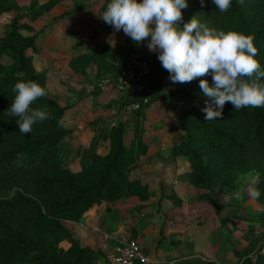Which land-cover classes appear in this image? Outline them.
Segmentation results:
<instances>
[{
    "label": "trees",
    "instance_id": "16d2710c",
    "mask_svg": "<svg viewBox=\"0 0 264 264\" xmlns=\"http://www.w3.org/2000/svg\"><path fill=\"white\" fill-rule=\"evenodd\" d=\"M63 1L30 0L22 5L19 0H0V19L4 13L14 14L7 30L0 34V264H97L100 253L82 243L69 222L82 221L90 208L104 201L150 197L149 185L132 172L146 159L147 111L160 99L173 110L182 131L180 141L173 146L172 160L182 156L189 160L190 184L203 190L198 198L209 201L220 216L225 205L215 192L234 193L239 187L235 182L238 177L255 171L260 173L257 188L261 192L256 200L264 207V107H246L237 112L226 102L222 117L206 121L202 108L208 98L199 82L206 79L211 86V75L188 83H172L158 54L148 51V41L137 45L123 30L124 42L98 41L93 49L70 59L73 71L83 76L94 67L97 80H117L121 71L132 64L134 55L152 63L143 90L124 91L127 97L122 106L136 103L139 108L134 109L137 114L131 129L123 121L110 129L107 154L95 153L80 170L64 164L65 153L60 152L59 145L72 133L65 127L67 106H62L48 91L46 97L38 98L30 107L46 106L51 118L34 124L31 133L19 132L18 118L7 113L15 97L13 86L19 81L34 80L46 88L48 83L47 70H39L34 60L37 39L45 29L37 30L31 23ZM74 2L73 9L55 17L54 22L69 18L86 6L84 0ZM187 3L188 7L181 10V26L196 16L209 28L253 36L258 48L256 59L264 68V0H244L243 4L232 0L225 13L212 0H205L203 6L200 0ZM26 18L28 21H23ZM99 92L102 91H94ZM61 118L62 125L58 124ZM128 135L131 139L127 143ZM259 216V222L236 216L250 224L248 231L252 234L245 247L233 249L238 264H264V211H259ZM226 237L232 240L233 235L227 233ZM65 239L71 246L62 251L60 243Z\"/></svg>",
    "mask_w": 264,
    "mask_h": 264
},
{
    "label": "crops",
    "instance_id": "0c3cea01",
    "mask_svg": "<svg viewBox=\"0 0 264 264\" xmlns=\"http://www.w3.org/2000/svg\"><path fill=\"white\" fill-rule=\"evenodd\" d=\"M72 1L75 4L74 0ZM19 2L27 5L23 0ZM66 4H69V0H64L31 25L37 30L45 29L37 39V54H34V60L39 70L46 69L48 72L46 90L62 106H67L65 127L72 130V133L59 145L60 152L65 153L64 164L73 170H80L95 153L105 155L109 152L110 129L121 121L128 125V130L131 129L137 111L134 110L136 103L122 106L127 97L124 91L110 88L105 92L94 93L90 90L92 83L97 80L94 67L89 69L87 76H83L74 72L70 66L71 57L91 49L88 46L94 39L119 44L125 40L123 32L116 31L99 20L97 25L105 27V33L93 31L96 24L89 21L91 11L86 2L85 8L77 13L83 12L81 14L87 17V22L77 17L79 15L66 19V22L73 20L72 22L78 23L77 28L72 27L70 30L73 35L68 33L65 23L48 24L47 19H53L68 10L61 11ZM42 18H47V22L42 21ZM60 27L67 29L66 42L59 36H54ZM101 34H104L103 39H100ZM112 37H118V41H112ZM44 43L49 45V48ZM68 45L78 50L67 53L68 49H71ZM39 49L47 52L38 54ZM42 61L45 63H41ZM156 118L158 123H164V126L158 127V123L148 124ZM176 119L174 112L159 106L155 110L152 106L148 109L146 139L149 149L143 164L132 172L133 176L139 177L149 185L150 197L147 200L131 196L116 202L104 201L90 208L82 221L69 222L70 229L82 243L98 250L101 256L96 262L121 245L122 241L130 238L140 241L143 250L155 261L152 264H234V259L238 262L234 250L227 254L224 252L233 246V242L226 237L227 233H232V238L241 234L239 240L246 242V245L249 243L252 237L248 231L249 223L246 225L245 220L236 216L244 214L242 210L246 209L258 214L256 204L259 202L251 199L247 193L244 194L242 187L232 194L216 191L214 195L225 208L233 207L237 200H240L239 204L244 202L249 206L244 207L242 204L237 207L240 209L236 208V212L228 215H225L223 210L219 216L209 201L200 200L198 197L203 191L190 184L189 160L183 156L176 161L172 160L173 146L180 141L182 135L180 127L176 126ZM148 125L151 127L148 128ZM127 138L128 143L131 135H128L126 140ZM160 174L164 177L160 178ZM162 183L163 185H160ZM206 203L207 211L214 214L210 221L205 219L207 212H203V204ZM140 205L141 209L138 208ZM243 216L249 220H256L257 217L251 214ZM227 217H231V220ZM70 246L71 242L65 239L60 243V250L66 251ZM232 248L234 249V246ZM207 254L211 258L217 257L218 260L207 262L201 258Z\"/></svg>",
    "mask_w": 264,
    "mask_h": 264
},
{
    "label": "clouds",
    "instance_id": "9594fccd",
    "mask_svg": "<svg viewBox=\"0 0 264 264\" xmlns=\"http://www.w3.org/2000/svg\"><path fill=\"white\" fill-rule=\"evenodd\" d=\"M201 5L205 0H200ZM221 12H227L232 0H212ZM240 4L244 0H239ZM188 7L187 0H109L105 10L98 15L106 24L140 45L148 41L149 52H156L161 66L169 73L172 83H188L200 79L199 87L204 96L205 120L222 117L226 102L238 112L243 108L264 107V68L256 59L258 48L254 37L238 31H223L201 24L194 16L183 23L182 9ZM150 38V39H149ZM15 97L8 115L17 117L19 132L31 133L33 125L50 119L47 107L32 108L38 98L48 95L45 87L34 80L15 83ZM63 124V119L58 121ZM260 173L250 171L241 176L248 196L259 199L257 188ZM259 211H264L261 207Z\"/></svg>",
    "mask_w": 264,
    "mask_h": 264
},
{
    "label": "rangeland",
    "instance_id": "374dc122",
    "mask_svg": "<svg viewBox=\"0 0 264 264\" xmlns=\"http://www.w3.org/2000/svg\"><path fill=\"white\" fill-rule=\"evenodd\" d=\"M39 1H42V2H45V1H47V0H39ZM29 2H30V0H23V3L24 4H29ZM84 2H86V4L88 5V8L90 9V11H91V13L89 14V21L91 22V23H93V24H96L95 25V28L94 29H92L93 31L94 30H96L97 32H99V33H105V27H103V26H98L97 24H98V21L97 20H99V22L101 21V23H103V24H105V22L102 20V19H100L99 18V16L98 15H100L104 10H105V3H106V1L105 0H84ZM73 5H74V3H73V1L72 0H69V4H66L62 9H61V11L63 12V11H65L66 9H68V10H72L73 9ZM103 7V9L101 10V8ZM81 13H83V12H79V13H77V14H74L75 16L76 15H79V16H77V17H79L80 19H82L83 20V22H87V17H83V15L81 14ZM13 13L12 12H7V13H4L3 15H2V17H1V19H0V34H3L6 30H7V26H8V24L10 23V21H11V19H12V17H13ZM58 15V14H57ZM60 15V14H59ZM73 15V16H74ZM73 16H71V17H73ZM71 17H69V18H71ZM48 18V17H47ZM46 18V19H47ZM69 18H66V19H69ZM97 18V19H96ZM43 20L42 21H45V22H47V20H48V24H60V23H65V27L68 29V33H71L70 32V30H71V28L72 27H74V28H77V26H76V23L77 22H72V21H70V22H66L67 20L66 19H64V20H61L60 22H58V23H56V22H54V18L52 19V17L50 18V19H45V18H42ZM52 19V20H51ZM23 21H28V19L26 18V19H24ZM78 24V23H77ZM107 25V24H106ZM66 28H62V27H60L59 29V31L57 30L56 32H55V34H54V36L56 37V36H59L61 39H63V42H66V32L65 31H67V29ZM92 30L90 31V33L92 32ZM108 31V30H107ZM89 33V34H90ZM88 34V35H89ZM115 34H117V33H115ZM71 35H73V33H71ZM85 35H86V33H85ZM72 36H70V38H71ZM41 38V37H40ZM80 38H82V37H80ZM104 38V34H101L100 35V39H103ZM150 39V38H149ZM97 39H94L93 41H92V43L90 42V45L88 46L89 48H91V49H93L92 47H94V45L97 43ZM112 41H118V37H112ZM41 43V42H40ZM45 44V46L47 47V48H49V45H47L46 43H44ZM92 44V45H91ZM42 46H44V45H42ZM68 46H70V48L71 49H68V51L69 52H67V53H73V50H78L76 47H71V45H68ZM39 48V47H38ZM44 52H47V51H41V49H39V51H38V54H43ZM37 54V53H36ZM135 56V55H134ZM41 63H45L44 61H42ZM42 70H44V69H42ZM98 80H96L94 83H96ZM94 83H92V85L94 84ZM152 109L153 110H155L156 108H157V106H159V107H161V108H163V109H167V111H172L173 112V110H171V109H169V108H167V103L166 102H164L163 101V99H160V100H157L156 102H154L152 105ZM151 106H150V108H151ZM147 113H148V111H147ZM158 118H156L155 120H153V121H150V122H148V124H152V125H155V124H157L158 123ZM161 121V120H160ZM163 121V120H162ZM158 127H161V126H164V123H161V124H159L158 123V125H157ZM176 126L179 128L180 126L178 125V123H177V119H176ZM149 127H151V125H148V128ZM180 129V128H179ZM172 136H173V134H172ZM127 141H129V138H127ZM248 173V172H247ZM160 175H162V176H160V178H163L164 177V175L163 174H160ZM244 174H242V175H240L239 177H238V179L235 181V182H237V183H240L239 184V187H240V189H241V187H242V190L241 191H243V193L245 194V193H247V189H246V186L242 183V181L241 180H239L240 178H241V176H243ZM160 185H163V183L162 184H160ZM238 187V188H239ZM201 191H203V190H201ZM222 192V191H221ZM199 193H200V191L198 192V195H199ZM240 196V195H239ZM247 197V196H246ZM239 199H241V197H239ZM239 202H240V200H237L234 204H233V207L231 206V208L230 207H227V208H224V209H222V211L224 210V214L225 215H228V214H231V213H234V212H236V210L237 209H240V208H237V207H239L240 205H242L243 204V206L245 207V206H247V207H249L248 205H246L244 202L242 203V204H239ZM208 204L206 203L205 205L203 204V212L205 211V213L207 212V218H205L206 220H208V221H210L213 217H214V214L212 213V212H209V211H207V208H208V206H207ZM236 206V207H235ZM256 206L258 207L257 208V210H259L260 208H261V205H260V203L259 204H256ZM252 207H253V205H252ZM237 208V209H236ZM200 209H202V208H200ZM242 210V209H241ZM242 213H244V214H241V216H243V215H245V216H247V214H251V215H253V216H257L258 218H260V216H259V213L258 214H255V213H251V212H249L247 209L245 210V211H243L242 210ZM244 217V216H243ZM255 218L256 220H252L251 219V221H253V222H259V219L258 218ZM245 222V221H244ZM246 223H248L247 221L245 222V224ZM247 225V224H246ZM249 226H250V224H248ZM258 226V225H257ZM70 227V226H69ZM257 228H259V226L257 227ZM237 237H234V238H232V240H230V241H232L233 242V246L234 247H236V248H240V249H242L243 248V246L244 245H246V242H244V241H241V240H239V238L238 237H240V236H242L241 234H237L236 235ZM244 244V245H243ZM233 246H231V248H227V249H225V254H227L228 252H230L231 250H232V252H233ZM242 247V248H241ZM201 258H203L205 261H207V262H209V260H213V261H217L218 259H217V257L215 258H211L208 254L207 255H203V257H201ZM217 259V260H216ZM236 259H234L233 261H234V264H237V261H235ZM222 261H223V259H222ZM221 262V261H220Z\"/></svg>",
    "mask_w": 264,
    "mask_h": 264
},
{
    "label": "built area",
    "instance_id": "2783aa9c",
    "mask_svg": "<svg viewBox=\"0 0 264 264\" xmlns=\"http://www.w3.org/2000/svg\"><path fill=\"white\" fill-rule=\"evenodd\" d=\"M152 63L135 55L132 64L121 71L117 80L104 78L91 85L92 92L96 90L107 91L116 88L120 91L134 89L140 92L144 88V79L151 73ZM139 104L134 105L138 109ZM155 261L143 250L138 239L130 238L121 242V245L111 250L105 257L98 260L97 264H152Z\"/></svg>",
    "mask_w": 264,
    "mask_h": 264
}]
</instances>
